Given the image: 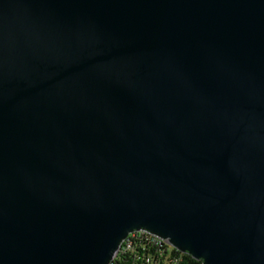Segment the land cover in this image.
Returning a JSON list of instances; mask_svg holds the SVG:
<instances>
[{
    "label": "water",
    "instance_id": "water-1",
    "mask_svg": "<svg viewBox=\"0 0 264 264\" xmlns=\"http://www.w3.org/2000/svg\"><path fill=\"white\" fill-rule=\"evenodd\" d=\"M139 229L264 264V0H0V264Z\"/></svg>",
    "mask_w": 264,
    "mask_h": 264
},
{
    "label": "built area",
    "instance_id": "built-area-1",
    "mask_svg": "<svg viewBox=\"0 0 264 264\" xmlns=\"http://www.w3.org/2000/svg\"><path fill=\"white\" fill-rule=\"evenodd\" d=\"M184 254L166 239L139 229L126 235L113 258H125L128 264H183Z\"/></svg>",
    "mask_w": 264,
    "mask_h": 264
},
{
    "label": "trees",
    "instance_id": "trees-1",
    "mask_svg": "<svg viewBox=\"0 0 264 264\" xmlns=\"http://www.w3.org/2000/svg\"><path fill=\"white\" fill-rule=\"evenodd\" d=\"M125 258H113L109 264H128L127 262H124ZM183 264H201L200 260H195L193 258L190 257L189 254H184L183 255Z\"/></svg>",
    "mask_w": 264,
    "mask_h": 264
}]
</instances>
